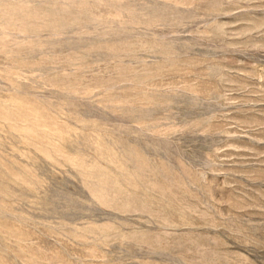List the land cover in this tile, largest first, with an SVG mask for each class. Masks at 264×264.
Wrapping results in <instances>:
<instances>
[{
	"label": "rangeland",
	"instance_id": "374dc122",
	"mask_svg": "<svg viewBox=\"0 0 264 264\" xmlns=\"http://www.w3.org/2000/svg\"><path fill=\"white\" fill-rule=\"evenodd\" d=\"M0 264H264V0H0Z\"/></svg>",
	"mask_w": 264,
	"mask_h": 264
}]
</instances>
